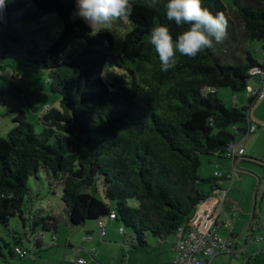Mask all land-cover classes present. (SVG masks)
Wrapping results in <instances>:
<instances>
[{"label": "trees", "instance_id": "16d2710c", "mask_svg": "<svg viewBox=\"0 0 264 264\" xmlns=\"http://www.w3.org/2000/svg\"><path fill=\"white\" fill-rule=\"evenodd\" d=\"M130 3V29L118 38L113 29L95 34L73 18L75 0H6V17L15 24L46 31L55 22L45 20L50 15L61 24L40 59L60 101L56 108L31 107L41 113L39 132L26 111L15 108L14 126L0 138V225L13 239L0 234L1 255L4 247L11 258L34 257L47 247L39 237L55 233L61 221L83 227L111 212L124 234L128 230L131 248L144 249L149 236H174L215 189L217 178L197 173L200 156L225 158L232 128L244 131L256 101L248 96L246 105L227 106L217 89L245 91L258 77L250 70H264V54L254 57L249 47L264 41V0H202L214 15H225L227 38L195 58L177 53L167 72L148 34L156 24L169 26L174 39L185 29L165 18L162 5ZM107 66L124 69L128 77L108 82ZM41 179L49 194L60 186L54 214L35 207L41 196L29 181ZM12 218L21 221L22 233L8 228Z\"/></svg>", "mask_w": 264, "mask_h": 264}, {"label": "rangeland", "instance_id": "374dc122", "mask_svg": "<svg viewBox=\"0 0 264 264\" xmlns=\"http://www.w3.org/2000/svg\"><path fill=\"white\" fill-rule=\"evenodd\" d=\"M73 18H79L75 15ZM4 21L0 22V138H5L7 133L14 126L12 120L16 116L15 113H11L15 108H20L27 113V122L35 126V131L39 132L40 127L38 125V117L41 115L40 111L32 112L31 107L35 106L39 110L44 106L50 108L59 107L60 96L53 93L50 90V84L48 82V73L43 69L41 63V55L45 53L47 46L54 40L58 32L61 29V24L56 20L54 16H46L45 20L50 19L52 28H47L46 31H36L35 25L28 24H15L6 17V12H3ZM5 20L8 23H5ZM22 24V25H21ZM91 28V27H90ZM101 28L113 29V33L119 38L126 31L130 29V23L127 18L117 19L109 25L101 26L96 29H92L95 34H98ZM254 46L257 47V51L254 50ZM264 41H259L251 44L250 50L254 57L262 56ZM32 51H37V54H33ZM104 77L108 82L113 81L115 78L123 77L127 78L128 73L124 69L118 67L107 66L105 68ZM255 79V78H254ZM250 85L256 84V80L248 82ZM219 98L225 102L227 106H242L246 102V92L239 91L233 92L230 88L217 89ZM259 131V129L257 130ZM256 131V132H257ZM264 149V146H262ZM221 163L216 156H200V166L198 168V175L201 177H213L215 167L218 163ZM244 168H240V167ZM238 166L241 170H234V176L231 178L230 183L227 182L226 188L229 187L230 195L235 197L236 206L238 203L248 208V214H246V225L250 221V214L255 206L257 218L254 220V225L258 223L261 218V222L257 229L253 230V236L256 239L261 240L259 242L252 241L249 243L248 250L243 254L242 258H250L251 264H264V183L257 187V177H260L259 168L257 166L240 163ZM252 170H251V169ZM241 176V180L240 177ZM34 192L39 193L41 199L37 200L35 207L44 210V214H54L58 210V204L60 203V186L54 188L56 193L49 194V187L47 182L41 179V182L29 181ZM201 187L205 192L209 191V186L206 183H202ZM258 188V190L256 189ZM241 191V192H240ZM96 222H88L85 227H96ZM107 227L109 229L108 235L105 241H99L95 238L94 244H97L96 258L94 262L89 264H122V260L127 254H131L132 250H137V254H145L140 248H131L130 236L128 234L127 240L120 238L118 233L119 227L122 224L118 221H107ZM8 228L12 231L22 233L23 226L18 218H12L9 221ZM245 225L237 228V235L240 236L239 245L240 248H244L249 231H244ZM7 228L0 225V234L5 240L13 241L12 235L6 230ZM84 227H70L67 223L61 221L58 225L55 233L45 232L39 240L46 243L47 247L33 256H28L24 260L18 258H11L7 250L2 247V255L0 254V264H59L60 254L66 248L64 245L66 242L77 243L84 234ZM244 231V232H243ZM243 232V233H242ZM40 230H37V234ZM36 234V235H37ZM35 238L34 234L30 236ZM52 239L54 242H52ZM51 244H54L51 246ZM123 246L129 247V251H125ZM58 254V257H57ZM136 253L132 255L135 257ZM131 256V262L134 263ZM5 257V258H3ZM36 257V258H35ZM126 261V260H125ZM125 263V262H123ZM211 264H229L227 257L218 255L213 259ZM232 264H243V259H233Z\"/></svg>", "mask_w": 264, "mask_h": 264}, {"label": "clouds", "instance_id": "9594fccd", "mask_svg": "<svg viewBox=\"0 0 264 264\" xmlns=\"http://www.w3.org/2000/svg\"><path fill=\"white\" fill-rule=\"evenodd\" d=\"M76 13L93 30L132 15L130 0H75ZM148 7L163 6L165 18L185 30L173 38L169 26L156 24L148 34V43L158 55L161 71L177 64V53L189 58L223 43L227 38L228 20L223 13H211L202 7V0H145ZM6 0H0V9ZM252 72L259 71L252 69Z\"/></svg>", "mask_w": 264, "mask_h": 264}, {"label": "crops", "instance_id": "0c3cea01", "mask_svg": "<svg viewBox=\"0 0 264 264\" xmlns=\"http://www.w3.org/2000/svg\"><path fill=\"white\" fill-rule=\"evenodd\" d=\"M254 80L257 81V85L252 83L250 86L259 89V87L261 85L260 79L255 78V79H253V81ZM245 97H246V102L244 103V105L247 104V97H248L247 93H246ZM257 98L258 97H256V100H257ZM254 115L256 117H258L259 119L264 120V100H262L259 103V105L255 108ZM257 130H258V128L256 129V131ZM256 131L253 135L249 136V138L246 140V142L244 144L245 152H244L243 156H245L247 158H257V159L264 161V149H262V146H264V127H261V128H259V131H257V132ZM219 160L222 162L221 163L219 162L216 165L214 173L220 172L221 174H223L225 180L223 181V183L220 185L219 188L214 189L211 192L210 198L207 200V202L202 203V205L200 206L198 211L195 212V217H197L198 219H201L203 217L201 214H203V215L205 214V216L208 215L209 212L214 209L215 203L218 200H221L225 194L224 203H223V212L225 215L224 217L226 219L227 225L220 228L219 234L221 236H225V237L231 236L233 238H238L239 236L237 235V228L238 227L240 228L241 226L243 227L244 225H245L244 229H246L248 227V224L247 225L245 224L246 219H247L246 214H248V212H247L248 208L245 206V204L243 205L244 201H242V204L238 203V205L236 206L235 197L230 195L229 187L226 188L225 183H227V182L230 183V180H226V177L229 174H231V168H232V166H234V164H232L230 161H228L225 158H219ZM240 163L257 166L259 168L258 171H259L260 179H261V182L259 185L264 183V168L261 167L264 165L257 164L255 162L251 161L250 159H241L237 162V167L240 165ZM240 168L243 169L244 166L240 167ZM214 173L212 176H214ZM234 176H236V175H234ZM239 178H240V180L242 179L241 176ZM231 183H232V180H231ZM257 190H258V188H257ZM255 213H256V211H255ZM256 218H254V219H256ZM108 220L112 221L111 219H105L104 220V226H105V235L104 236H100V234L98 232V226H96V227H85L87 225V224H85V226H83L85 228L84 234L82 235V237L79 239V241L77 243H75V244H73L72 242H66L65 243L64 246L66 248L60 254L59 264H69L68 260L72 256H80V257L86 259V264H89L90 262H94L95 258H96V254H97L96 248H97V244H98V242L96 244H94V241H95V238H97L99 241H105L106 240V237H107L108 231H109V229L107 227V221ZM118 233H119V231H118ZM89 235L92 237V239L90 241H85L84 238L89 236ZM119 235H120V233H119ZM121 236L125 242L127 240L126 234L120 235V238H121ZM39 241H41V243L44 245L46 244V243H43L42 240H39ZM130 241H131V239H130ZM52 242H54L53 239H52ZM173 242H174V236L167 238V239L149 236V237H147L148 247L142 249L143 253H145V254H143V255L137 254L138 253L137 250H132L133 252L131 254H127V256L124 257V259L122 260V264H172V258L174 255ZM251 242L252 241H248V240L246 241L245 247H247V250L249 247L248 245ZM239 248H240V245H239V241H238V245L236 246V249H239ZM123 249L127 252V251H129L130 248L123 246ZM91 250L93 251L92 254L90 253ZM135 253H136V255H135V257H133L132 255H134ZM131 256L133 257L134 263L131 262ZM220 256L225 257V259L227 257V262H229V264H232L233 259L234 260L238 259L237 255L235 253H233L231 255L220 254ZM57 257H58V254H57ZM240 259H242V258H240ZM212 261H211V263H212ZM123 262H125V263H123ZM249 264H251L250 261H249Z\"/></svg>", "mask_w": 264, "mask_h": 264}, {"label": "built area", "instance_id": "2783aa9c", "mask_svg": "<svg viewBox=\"0 0 264 264\" xmlns=\"http://www.w3.org/2000/svg\"><path fill=\"white\" fill-rule=\"evenodd\" d=\"M5 15V14H4ZM5 17H0V22L4 21ZM6 20L5 23L6 24ZM264 61L260 60V64ZM259 71L252 72L251 75H257L261 84L264 83V70L256 68ZM253 80V79H252ZM251 80V81H252ZM261 86V85H260ZM208 91L214 92V89L207 88ZM248 96L258 97L260 94L259 89L250 86L248 83L245 89ZM244 131L240 132L238 127H233L232 132L234 134V139L229 142L226 151L224 153L225 158L232 164L244 155L245 148L244 144L249 136L253 135L257 129V125L248 117V123L244 126ZM234 175V167L231 168V174L226 177V180H231ZM214 177L217 178L215 189L219 188L220 185L225 180L223 174L220 172H215ZM224 197L215 203L214 209L209 212L208 215L201 214L203 217L198 219L193 217L186 223L180 225L174 234L173 251L174 255L172 258V264H210L211 261L220 254L231 255L235 253L238 258H242L243 254L247 252V247L236 249L238 245V238H233L231 236H221L219 230L221 227L226 226L227 222L223 212ZM207 202V201H205ZM204 203V202H203ZM202 205V204H201ZM200 205V206H201ZM200 206L196 209L198 211ZM115 214L111 212L107 219L114 220ZM264 219V218H262ZM261 218L258 223L260 224ZM257 224V225H259ZM257 225L252 223L247 231H249L248 241L259 242L260 239H256L252 234L253 230L257 229ZM98 232L100 236L105 235L104 220H99L97 222ZM121 235L124 234V229L120 227L118 229ZM92 237L89 235L84 238L85 241H90ZM92 254L93 251L91 250ZM243 264H249L250 258H242ZM69 264H86V259L80 256H72L68 260Z\"/></svg>", "mask_w": 264, "mask_h": 264}, {"label": "water", "instance_id": "95a60500", "mask_svg": "<svg viewBox=\"0 0 264 264\" xmlns=\"http://www.w3.org/2000/svg\"><path fill=\"white\" fill-rule=\"evenodd\" d=\"M5 8H6V7L3 8L4 12H5ZM259 91H260V94H259L257 100L254 102L253 105L250 106V108H249V110H248V112H247L249 119L251 120V122H254V123L257 125V128H258V129L261 128V127H264V120H261V119H259L258 117H256V116L254 115V110H255V108L259 105V103H260L262 100H264V83H262L261 86L259 87ZM241 159H250L251 161H253V162L257 163V164L264 165V161H262V160H260V159H257V158H247V157H245V156H241L240 158H238L237 161H235V162L233 163V164H234V166H233V167H234V170H240V171L248 172L247 170H241V169H239V168L237 167V162H238L239 160H241ZM260 182H261L260 177H257V187L259 186ZM256 189H257V188H256ZM254 218H255V206L253 207V209H252V211H251V214H250V221H249V223H248V227L246 228V230H248V228L250 227V225H251L252 223H254V220H255ZM257 224H259V223H257ZM257 224H256V225H257ZM258 226H259V225H257V228H258ZM246 230L244 229V231H246ZM244 231H243V232H244ZM243 232H242V233H243ZM240 237H241V235L238 237V239H239Z\"/></svg>", "mask_w": 264, "mask_h": 264}, {"label": "bare ground", "instance_id": "6f19581e", "mask_svg": "<svg viewBox=\"0 0 264 264\" xmlns=\"http://www.w3.org/2000/svg\"><path fill=\"white\" fill-rule=\"evenodd\" d=\"M3 12H4L3 8H2V9H0V17H4V14H3Z\"/></svg>", "mask_w": 264, "mask_h": 264}]
</instances>
